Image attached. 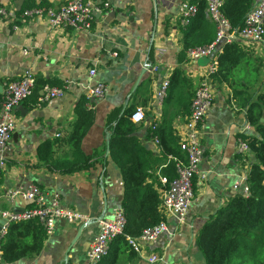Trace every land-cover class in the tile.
<instances>
[{
  "label": "crops",
  "instance_id": "0c3cea01",
  "mask_svg": "<svg viewBox=\"0 0 264 264\" xmlns=\"http://www.w3.org/2000/svg\"><path fill=\"white\" fill-rule=\"evenodd\" d=\"M17 1L0 0V6L17 13L27 1L59 8L71 0H25L20 10ZM93 1L106 11L99 17L94 15L89 30L51 29L44 19H24L20 15L15 23L0 21V85L18 80L26 69H32L45 80L63 82L65 88L61 99L36 106L24 102L15 111L16 129L5 154L1 177L0 232L6 224L2 212L23 213L34 207L20 198H7L11 190L30 184L38 185L47 196L57 193L64 208L93 220H98L108 205L105 218H111L114 208L122 203L124 186L119 168L106 156V126L128 109H144L145 121L138 124L135 133L152 156L159 158L158 169L150 171L149 181L158 179L166 165L150 136V126L154 119L161 118L164 109L155 99L156 89L179 66L180 6L191 0ZM154 33L157 40L153 43ZM250 48L261 68L260 86L264 81V55L253 46ZM115 53L117 57L113 56ZM207 64L208 60L202 59L182 66L195 90ZM92 69L97 71L95 77L89 75ZM144 69L146 72L135 88ZM98 83L105 84L108 92L102 99L89 103L88 107L96 112V120L83 142L84 153L93 158L94 167L62 175L41 166L37 159L39 146L71 127L79 101L88 88ZM143 84V91L138 93ZM182 109L176 106L169 110V118H175L174 127L180 136L187 120L179 114ZM244 134H254L245 112L239 109L227 85L215 86L214 103L201 131L204 157L194 178V199L187 216L183 222L167 218L168 235L163 234L154 244H143L141 254L119 251L115 264H150L153 257L159 259L155 264H203L196 253H202L197 243L200 232L241 193L233 186L239 176L246 174L240 153V135ZM65 151L71 156L66 149L60 153ZM83 224L60 221L54 233L47 236L41 253L34 259L23 260L24 264H63L70 237ZM98 232L97 224L83 229V247L77 258L69 254L71 264H90L88 253ZM119 247L114 241L110 244L112 252Z\"/></svg>",
  "mask_w": 264,
  "mask_h": 264
},
{
  "label": "trees",
  "instance_id": "16d2710c",
  "mask_svg": "<svg viewBox=\"0 0 264 264\" xmlns=\"http://www.w3.org/2000/svg\"><path fill=\"white\" fill-rule=\"evenodd\" d=\"M189 4L196 5L199 13L188 26L182 27L179 23L182 45L177 56L179 66L169 76L170 87L163 102L161 118L154 119L150 126V136L152 140H158L160 158L166 164L158 179L149 181L150 171L158 169L159 158L153 157L141 140L133 135L138 127L131 120L136 107L126 110L120 118L115 117L107 123L108 157L119 168L123 179L121 209L126 226L124 234L114 240L120 246L119 249L114 252L110 249V255L99 264L106 261L105 264H115L119 251L136 254L128 245L126 237L138 238L145 229L167 221L162 211L163 191L167 185H162L160 177H166L169 181L176 179L177 161L187 160L186 154L181 151V137L174 127L175 118H169V110L182 106L179 114L186 119L190 116L195 89L192 79L182 66L188 62L189 49L208 45L216 35L215 25L205 18L207 1L191 0ZM50 7L27 1L17 12V17L25 10ZM253 7L254 0H228L222 12L232 30L238 32L243 28ZM254 52L240 40L224 44L217 56V70L210 75L214 87L227 85L231 89L254 134L240 135L241 141L249 149L247 155L241 156V161L247 167L248 193H237L231 203L204 226L197 238L206 264H264V122L261 121L264 119V81L258 86L261 68L257 65ZM45 85L64 87V83L59 80L48 81L36 76L33 93L25 102L40 105V93ZM144 86L145 84L141 86L138 93L143 91ZM2 101L3 95H0V108ZM88 105V100L83 96L74 110L75 121L71 127L58 138L39 146L37 159L41 166L49 167L62 175L94 167L93 158L83 150V142L96 120L95 110ZM64 149L71 156H67L66 151L64 154L60 153ZM46 238V230L37 219L10 223L0 241L3 263L34 259L41 253Z\"/></svg>",
  "mask_w": 264,
  "mask_h": 264
},
{
  "label": "built area",
  "instance_id": "2783aa9c",
  "mask_svg": "<svg viewBox=\"0 0 264 264\" xmlns=\"http://www.w3.org/2000/svg\"><path fill=\"white\" fill-rule=\"evenodd\" d=\"M207 7L205 18L213 23L216 28L215 39L208 45L191 48L187 51V59L196 62L202 59L210 60L196 87L190 116L185 130L181 135V151L186 154V162L177 161V178L169 181L166 177H160L162 185H167L163 191L162 211L167 218H174L183 222L187 216L194 199V178L199 173L200 165L204 157V149L201 144V131L205 120L214 103V85L210 75L217 70V56L221 53L226 43L240 40L245 46H253L264 55V0H254V7L247 15L243 28L236 32L232 30L229 21L224 17L222 8L228 0H206ZM106 11L103 5L96 4L93 0H71L59 8H36L25 10L21 17L24 19H44L51 29L64 31L73 29L76 31L89 30L95 13ZM199 8L196 5L183 3L180 6V25L188 26L198 15ZM17 13L0 6V21L15 23ZM28 55L27 51H24ZM114 57L118 55L113 54ZM96 69L89 72L91 77L96 76ZM36 75L32 69H26L20 79L8 82L4 85L3 101L0 108V177L4 170L8 145L11 136L16 129L15 111L32 95L35 87ZM170 87L169 77L165 78L156 89L155 99L162 105L168 96ZM108 88L103 83L90 87L86 91L88 104L95 99H102ZM65 95V88L45 85L40 97V105L55 99H61ZM135 124L145 121V112L137 108L131 116ZM158 145V140H153ZM248 146L241 141L240 153L247 155ZM247 175L239 176L234 183V190L243 194L248 193L246 184ZM1 187V184H0ZM9 200L20 198L30 202L34 207L23 213L4 211L1 213L6 224L0 232V241L5 236L10 223L37 219L46 230L47 236H51L60 221L68 224L86 223L91 221L88 215L79 211L64 208L61 198L57 193L47 196L38 185L30 184L26 187L11 190L7 194ZM99 232L88 253L90 264H99L110 252V244L124 234L126 220L122 209H114L111 218L97 220ZM168 232L167 221L143 231L140 237H126L128 245L137 254H141L144 245H151ZM2 246L0 243V264L2 259ZM159 259H149L150 264H155Z\"/></svg>",
  "mask_w": 264,
  "mask_h": 264
},
{
  "label": "water",
  "instance_id": "95a60500",
  "mask_svg": "<svg viewBox=\"0 0 264 264\" xmlns=\"http://www.w3.org/2000/svg\"><path fill=\"white\" fill-rule=\"evenodd\" d=\"M24 1H25V0H18V1H17V5L19 6V10H20V8L22 7ZM95 16H96V17H99V16H100V13H95ZM122 17H126V15H123ZM156 38H157V36H155V33H154V34H153V38H152V39H153V40H152L153 43L155 42V40H157ZM209 62H210V60H208V63H209ZM146 69H148V67H147ZM145 72H146V70L144 69V70L142 71L141 76L139 77V79H138V81H137V84H136L135 88L139 85V83H140V81H141L143 75L145 74ZM135 88H134V89H135ZM3 89H4V87H3L2 85H0V95L3 94ZM261 121L264 122V119H262ZM133 135L136 136V135H139V134H138V133H134ZM106 140H107V152H106V156H108V153H109V135H107ZM121 200H122V199H120V201H121ZM120 207H121V205H120V203H119V205H118L117 207H115L114 209H116V208H120ZM107 209H108V205H105L104 212H103V214L99 217L98 220H101V219H104V218H105V216H106V212H107ZM90 218H91V217H90ZM96 224H97V220H93V219L91 218V221L86 222V223H84V224L81 226V228L79 229V231H78V233H77L76 235H73V237H70L71 242L69 243V245H68V247H67V253L65 254V257H64V260H63V264H71V263H70V259H69V254H72V255L74 256V258H77V257L79 256V253H80V251H81L80 249L83 247V239H81V232L83 231V229H84L85 227H89V226L96 225ZM164 234H165V233H164ZM171 234H173V231H171ZM165 235H168V233H166ZM80 239H81V240H80ZM196 253H197L198 256H199L200 261H202L203 264L206 263V260H205L204 256L202 255V253H200V252H196ZM12 264H24V262H23V260H19V261L15 262V263H12Z\"/></svg>",
  "mask_w": 264,
  "mask_h": 264
}]
</instances>
